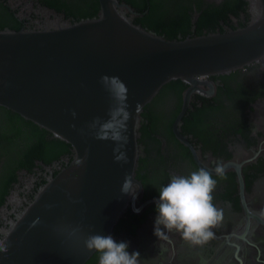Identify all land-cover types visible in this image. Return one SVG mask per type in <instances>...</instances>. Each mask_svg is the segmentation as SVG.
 <instances>
[{"label": "water", "instance_id": "obj_1", "mask_svg": "<svg viewBox=\"0 0 264 264\" xmlns=\"http://www.w3.org/2000/svg\"><path fill=\"white\" fill-rule=\"evenodd\" d=\"M95 14L76 20L54 18L32 27L0 29V105L30 120L72 148V158L0 228V264H83L94 250L89 235L107 236L123 210L140 208L133 176L140 112L162 84H187L173 132L190 93L202 91L207 75L264 58V0H250L243 26L167 38L135 23L140 12L123 0H97ZM126 88L128 118L120 128L110 112L122 107L111 79ZM73 111L76 113L72 115ZM99 118L100 122L91 127ZM113 128H105L106 123ZM115 132L126 142L111 139ZM106 133L107 139L97 134ZM127 157L116 161L115 149ZM77 161H82L78 164ZM139 185L136 198L121 193L125 176Z\"/></svg>", "mask_w": 264, "mask_h": 264}, {"label": "flooded vegetation", "instance_id": "obj_2", "mask_svg": "<svg viewBox=\"0 0 264 264\" xmlns=\"http://www.w3.org/2000/svg\"><path fill=\"white\" fill-rule=\"evenodd\" d=\"M123 1L140 12L131 16L135 23L167 38L236 28L252 14L250 0ZM97 9V0H0V29L37 26L54 18L50 10L76 20ZM186 86L166 82L140 112L133 176L141 187L135 204L143 203L139 212L127 206L109 235L128 242L129 253L138 251L140 264H264V58L205 77L176 125L184 143L172 126ZM72 154L68 143L0 105V228ZM217 162L226 179L215 174ZM200 168L218 181L213 203L223 218L214 237L202 246L177 232L160 240L154 234L158 189L171 174ZM99 255L94 250L83 264H99Z\"/></svg>", "mask_w": 264, "mask_h": 264}, {"label": "clouds", "instance_id": "obj_3", "mask_svg": "<svg viewBox=\"0 0 264 264\" xmlns=\"http://www.w3.org/2000/svg\"><path fill=\"white\" fill-rule=\"evenodd\" d=\"M111 79L115 86L116 98L121 101L122 107L110 112L113 120L123 115V121H117L120 128L125 127L128 118L126 109V88L118 79L108 76L101 77L104 84ZM73 116L76 113L73 111ZM100 120L97 118L91 127H95ZM105 128H113V123L104 125ZM98 139H107L106 133L97 134ZM111 139L126 142V137L120 132H115ZM119 145L115 151L119 153L115 156L116 161L127 162L126 155L120 151ZM78 164L82 161H77ZM214 172L222 179H226L223 165L216 163ZM218 181L213 178V174L204 168L192 171L189 175L171 174L170 181L162 185L159 189V199L155 201L158 215L155 218L154 234L161 240H167V233L177 232L180 236L193 246H202L214 237L213 229L222 221V210L213 203V193ZM139 185L133 183L132 176L126 175L121 186V193L132 195L136 198ZM139 212V208H134ZM161 225L167 231L161 229ZM84 245L88 250H95L100 253L99 264H140V253L134 251L129 253L128 242H117L111 235L93 234L87 236ZM7 245L0 242V252H6Z\"/></svg>", "mask_w": 264, "mask_h": 264}, {"label": "trees", "instance_id": "obj_4", "mask_svg": "<svg viewBox=\"0 0 264 264\" xmlns=\"http://www.w3.org/2000/svg\"><path fill=\"white\" fill-rule=\"evenodd\" d=\"M169 81H170V80H169ZM175 81H176V82H179L178 79H175ZM167 82H168V81H167ZM165 83H166V82H165ZM165 83H164V84H165ZM164 84H162L160 88H163V85H164ZM152 98H153V97H152ZM145 107H146V105H145ZM145 107H144V108H145ZM16 114H17V113H16ZM141 114H144V112H141ZM27 120H28V119H27ZM28 122H30L31 124L34 125V123H32L30 120H28ZM150 128H151V127H150Z\"/></svg>", "mask_w": 264, "mask_h": 264}]
</instances>
